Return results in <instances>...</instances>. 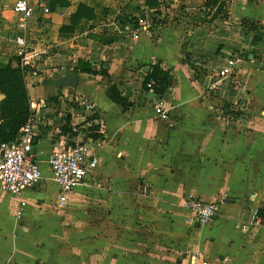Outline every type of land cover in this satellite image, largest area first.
<instances>
[{"label":"crops","instance_id":"crops-1","mask_svg":"<svg viewBox=\"0 0 264 264\" xmlns=\"http://www.w3.org/2000/svg\"><path fill=\"white\" fill-rule=\"evenodd\" d=\"M15 1L0 0V64L17 56L12 37L22 36ZM145 1L65 0L27 21L31 108L58 102L54 80L72 74L78 60L110 79L77 73L76 91L96 106L98 133L90 136L98 162L66 206L57 208L42 178L21 194L27 207L17 218V200L0 191V264H264V219L251 224L264 208V0H212L208 15L205 0H162L158 9ZM80 4L93 9V21L68 31ZM142 15L162 16L163 24L152 38L134 40L130 19ZM234 54L244 57L236 74L249 102L227 123L214 118L217 103L205 91L211 78L193 65L220 68ZM153 66L171 77L161 95L174 107L166 122L142 88ZM113 85L131 103L127 110L106 97ZM64 112L60 103L38 112L37 156H49L67 132ZM188 196L219 203L212 225L187 224L178 211Z\"/></svg>","mask_w":264,"mask_h":264},{"label":"built area","instance_id":"built-area-1","mask_svg":"<svg viewBox=\"0 0 264 264\" xmlns=\"http://www.w3.org/2000/svg\"><path fill=\"white\" fill-rule=\"evenodd\" d=\"M260 1V0H252ZM38 11L42 14H50L48 0H16L12 6V12L18 16V27L22 36L15 38L17 46L18 64L20 67H34L31 58L27 56L24 34L27 30L26 23ZM164 18L159 15L138 17L134 22V28L130 33L134 40L140 34H146L152 38L158 34ZM242 56V55H241ZM234 54L231 55L214 74L215 79L210 80L206 86V93L216 106L213 110L217 111V119L222 122H233L240 119L245 107L249 102L248 94L245 91L235 95V98H224L221 94L225 80L234 75V70L241 64L244 57ZM155 83L150 81L146 84V91L151 93L154 100V114L160 121H168L170 112L174 108L168 105L160 95L153 92ZM244 90V89H243ZM61 95L57 97V103L47 105L46 101H39L37 110L30 107V115L27 122L20 127L16 138L5 144H0V191L6 193L17 200L15 215L21 218L27 204L20 199L21 194L35 186L42 180V171L37 160V154L33 146L38 134L40 110H53L58 107V103L66 106L63 113L62 126L67 128V132L59 137L57 144L52 148L48 161L51 181L56 187L55 205L62 209L66 206L69 196L80 186H85L87 178L95 170L98 162L97 146L98 143L91 140L92 134H97L96 128V106L93 101L76 90L61 89ZM232 94V93H230ZM61 126V127H62ZM181 208L185 213L187 224L192 227H202L212 225L219 215L220 206L217 202H206L200 198L188 196L181 203ZM255 219L251 224L260 226L262 218L256 213ZM222 262H226L223 260ZM200 264H209L206 261Z\"/></svg>","mask_w":264,"mask_h":264},{"label":"trees","instance_id":"trees-1","mask_svg":"<svg viewBox=\"0 0 264 264\" xmlns=\"http://www.w3.org/2000/svg\"><path fill=\"white\" fill-rule=\"evenodd\" d=\"M162 2V0H146L145 5L149 9H158ZM48 6L53 9L56 6H67V3L65 0H48ZM92 11L93 9L91 8L81 4L78 5L75 13L71 16V24L68 31L76 27L82 18L92 22L94 18ZM130 21L133 22L135 20L131 18ZM248 26L253 28L254 25L249 24ZM74 71L79 74L102 75L110 79L105 70L97 71L80 60L72 68V72ZM35 73L36 71L31 67H20L16 56L10 58L7 64H0V94L5 95V99L0 105V144L12 142L16 138L20 127L28 120L30 102L25 77ZM150 81L155 83L153 92L161 96L171 84V77L167 70H162L159 66H153L143 79L142 88L146 90V84ZM105 94L110 101L120 106L123 111L127 110L131 105L125 97L121 96L114 85L108 88ZM92 130H96V128H92ZM66 131L67 129L64 128L63 133ZM257 214L264 219V208L260 209Z\"/></svg>","mask_w":264,"mask_h":264},{"label":"rangeland","instance_id":"rangeland-1","mask_svg":"<svg viewBox=\"0 0 264 264\" xmlns=\"http://www.w3.org/2000/svg\"><path fill=\"white\" fill-rule=\"evenodd\" d=\"M211 1L212 0H205L204 3H203L204 9H205V14H207V15H208V13H207L208 12V9L212 6L211 5V3H212ZM193 19H194V17H193ZM201 20H203V23H207L204 19H201ZM193 21H192V23H190L192 26L194 25ZM196 22H198V19L195 20V24H196ZM260 36H262V35H260ZM14 37L16 38V36H13L12 37V41L13 42L15 40ZM7 39H8V37H7ZM193 66H194V68L195 67L198 68V71L197 72L200 73L201 75H205V76L206 75H209V77L211 78V80L215 79V77H214L215 71H217L219 69V68H216V69L215 68H213V69L202 68L201 66H195V65H193ZM239 68H240V65H237V69L234 70V75H232L229 78V80H225L223 82V84L225 83V85H224V87H222L223 90L221 91V94L223 95L224 98L228 99L229 101L231 100V98H233V99L235 98V95L240 92L239 91L240 89H241V92L242 91H245V90H243L244 89L243 80H241L240 79V76H238L236 74L237 71L239 70ZM230 93H232V94H230ZM216 107L220 108L219 106H216ZM216 107L214 106V108H216ZM215 117L217 119L218 114H215L214 115V118ZM217 120L221 121V119H217ZM41 171H42V176H43L42 185L44 186V189L47 190L46 191L47 195L50 196V197H52V201H54L55 195H56V193H55L56 191H55V188L51 185V182L49 181V174H48L49 173L48 172L49 170H48V167L46 166V164H43L41 166ZM33 192L36 193L37 191H33ZM40 192H42L41 194H44L45 193L44 190H42ZM30 197L31 196H29L28 198L30 199ZM178 212H179V214L181 216H184L185 217V213L183 212L182 208L179 209ZM258 250L260 252L264 251V239L261 241L260 248ZM208 262H209V260H208ZM223 263L224 262H222L221 264H223ZM209 264H220V262L217 261V260L214 261V262L210 261Z\"/></svg>","mask_w":264,"mask_h":264},{"label":"water","instance_id":"water-1","mask_svg":"<svg viewBox=\"0 0 264 264\" xmlns=\"http://www.w3.org/2000/svg\"><path fill=\"white\" fill-rule=\"evenodd\" d=\"M250 57L251 56H249V58ZM77 83H78V76H77V72L74 71L70 75L61 76L59 78H56L53 84L55 88L57 89H68V90L74 91L77 88ZM4 99H5V95L0 94V105ZM48 158L49 156H39V155L37 156V160L41 163L47 162Z\"/></svg>","mask_w":264,"mask_h":264}]
</instances>
